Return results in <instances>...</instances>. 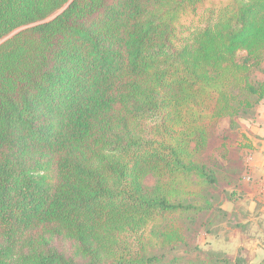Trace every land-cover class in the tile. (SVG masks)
Masks as SVG:
<instances>
[{"label": "trees", "instance_id": "trees-1", "mask_svg": "<svg viewBox=\"0 0 264 264\" xmlns=\"http://www.w3.org/2000/svg\"><path fill=\"white\" fill-rule=\"evenodd\" d=\"M9 35L0 264L244 262L188 234L249 170L212 142L264 101V0H0Z\"/></svg>", "mask_w": 264, "mask_h": 264}, {"label": "rangeland", "instance_id": "rangeland-1", "mask_svg": "<svg viewBox=\"0 0 264 264\" xmlns=\"http://www.w3.org/2000/svg\"><path fill=\"white\" fill-rule=\"evenodd\" d=\"M263 105L264 101L258 106L254 118H242L238 130L230 128L229 117L221 119L218 123L212 147L215 149L219 146L221 136L229 135L230 158L239 160L238 154L241 153L249 170L245 179L240 182V187L232 186L228 189L229 192H235L231 196L213 192L216 195L214 208L202 216L198 225L188 234L192 243L215 250L221 253L222 257H240L244 260L242 264H259L264 256V151L260 155L257 152L264 148V135L257 130L261 126L257 125ZM244 134L252 148L241 149L236 144L237 139L246 141L242 139ZM247 152L251 154L246 155ZM215 153L217 155V152ZM224 162L227 164L225 160ZM258 163L263 164L258 166ZM147 181L153 183L151 177ZM207 220L210 221L205 224Z\"/></svg>", "mask_w": 264, "mask_h": 264}, {"label": "crops", "instance_id": "crops-1", "mask_svg": "<svg viewBox=\"0 0 264 264\" xmlns=\"http://www.w3.org/2000/svg\"><path fill=\"white\" fill-rule=\"evenodd\" d=\"M261 114H260V116H259V118H258V120H259V123H258V125L257 126H259V124L262 126H259L260 128H257V130H259L261 133H262V135H264V125H262V124H264V105H263V107L261 108ZM256 128V127H255ZM264 137V136H263ZM260 141L261 142H263V140L262 139H260ZM263 149V150H262ZM262 149L260 150V151H257L258 153H259V155L264 151V148L262 147ZM259 165L258 166H260V164H263V163H258Z\"/></svg>", "mask_w": 264, "mask_h": 264}, {"label": "water", "instance_id": "water-1", "mask_svg": "<svg viewBox=\"0 0 264 264\" xmlns=\"http://www.w3.org/2000/svg\"><path fill=\"white\" fill-rule=\"evenodd\" d=\"M71 2V1H70ZM69 5V4H68ZM67 6H65L63 9H61V10H59L57 13H55L54 15H52L49 19H52V18H54V17H56L57 15H59L61 12H63L64 11V9L66 8ZM49 19H47V20H49ZM28 26H24V27H22V28H20V29H18V30H16L15 32H18V31H20V30H22V29H24V28H27ZM14 33V32H13ZM12 33V34H13ZM11 34V35H12ZM11 35H9V36H7V37H5L4 39H2L1 41H0V44L2 43V42H4L8 37H10Z\"/></svg>", "mask_w": 264, "mask_h": 264}]
</instances>
